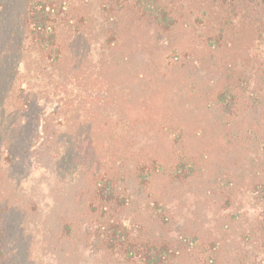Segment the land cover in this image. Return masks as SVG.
Listing matches in <instances>:
<instances>
[{
  "label": "rangeland",
  "instance_id": "374dc122",
  "mask_svg": "<svg viewBox=\"0 0 264 264\" xmlns=\"http://www.w3.org/2000/svg\"><path fill=\"white\" fill-rule=\"evenodd\" d=\"M59 1L87 21L76 34L58 30L56 60L23 29L4 38L0 18V264H127L84 247L81 191L97 172L128 175L160 158L178 132L195 176L173 190L171 224L215 242V264L236 262L264 164V107L225 126L211 92L241 81L264 105V43L250 9L232 18L178 0L168 43L188 54L181 68L165 48H108L99 0ZM146 195L125 216L143 227Z\"/></svg>",
  "mask_w": 264,
  "mask_h": 264
},
{
  "label": "trees",
  "instance_id": "16d2710c",
  "mask_svg": "<svg viewBox=\"0 0 264 264\" xmlns=\"http://www.w3.org/2000/svg\"><path fill=\"white\" fill-rule=\"evenodd\" d=\"M177 1L99 0L98 10L105 20V45L113 49L138 45L156 46L158 51L165 48L168 55L164 60L172 65L173 59L185 68L182 60H187L188 54H180L178 47H169L168 43L178 24L174 16ZM206 1L213 6L230 8L232 18L237 16V6L249 8L257 39L264 43V0ZM0 18L5 22L4 38L11 29L21 32L23 29L37 38L50 60L57 59L53 56L57 49L53 47L59 38L58 30L68 29L76 34L87 21L78 9L70 4L64 7L59 0H21L18 3L0 0ZM10 18L13 22L8 24ZM0 22L3 23L2 19ZM205 41L210 44L212 39ZM180 56L183 58L179 59ZM245 88L238 81L233 88L218 87L211 92L225 126H231L248 113L255 114L258 107H264L252 94H245ZM183 144L182 132H178L167 143L160 158L137 164L128 175L116 172H97L94 175L93 181L81 191L87 222L77 233L80 236L83 230V244L88 252L106 254L127 264H215V242L195 231L176 229L171 224L174 214L169 202L173 198V190L195 176L194 165L189 164ZM140 191L147 193L146 219L149 222L146 227L125 217L136 206V195ZM251 195L253 201L246 217L250 226L243 236L244 245L248 248L233 264H264V164ZM63 230L66 236L71 232L67 225Z\"/></svg>",
  "mask_w": 264,
  "mask_h": 264
}]
</instances>
